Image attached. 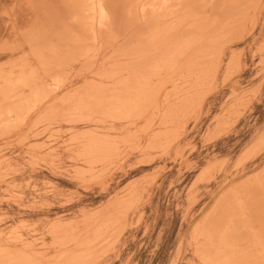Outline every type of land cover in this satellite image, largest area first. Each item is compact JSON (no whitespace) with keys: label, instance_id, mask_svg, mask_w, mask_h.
<instances>
[{"label":"rangeland","instance_id":"rangeland-1","mask_svg":"<svg viewBox=\"0 0 264 264\" xmlns=\"http://www.w3.org/2000/svg\"><path fill=\"white\" fill-rule=\"evenodd\" d=\"M60 4L0 65V264H264V0Z\"/></svg>","mask_w":264,"mask_h":264},{"label":"crops","instance_id":"crops-1","mask_svg":"<svg viewBox=\"0 0 264 264\" xmlns=\"http://www.w3.org/2000/svg\"><path fill=\"white\" fill-rule=\"evenodd\" d=\"M62 1L66 0H0V65H9L19 58V54H15L13 49L24 47L21 43L30 34L33 18L38 12H46L50 2H54V6L48 10L47 16H62ZM41 27L46 31L44 26ZM54 33H58L56 28Z\"/></svg>","mask_w":264,"mask_h":264},{"label":"bare ground","instance_id":"bare-ground-1","mask_svg":"<svg viewBox=\"0 0 264 264\" xmlns=\"http://www.w3.org/2000/svg\"><path fill=\"white\" fill-rule=\"evenodd\" d=\"M30 1H31V0H30ZM105 1L108 2L109 0H105ZM234 2H235V1H234ZM122 3H123V2H122ZM237 3H238V2H237ZM216 4H217V3H216ZM242 4H243V3H242ZM244 4H245V3H244ZM233 5H235V4H233ZM185 6H186V5H185ZM193 6H194V5H193ZM230 6H231V5H230ZM261 6H262V5H261ZM59 7H60V6H59ZM231 7H232V6H231ZM231 7H230V8H231ZM190 8H191V6H190ZM225 8H226V7H225ZM58 9H59V8H58ZM9 10H10V9H9ZM189 10H191V9H189ZM189 10H188V11H189ZM228 10H229V9H228ZM228 10H227V11H228ZM259 10H260V8H259ZM4 11H5V10H4ZM185 11H186V10H185ZM188 11H187V12H188ZM221 11H222V10H221ZM223 11H225V10H223ZM223 11H222V12H223ZM232 11H233V10H232ZM261 11H262V9H261ZM0 12H1V11H0ZM2 13H3V12H2ZM185 13H186V12H185ZM6 14H7V13H6ZM119 14H120V12H119ZM182 14H183V13H182ZM219 14H220V13H219ZM249 14H250V13H249ZM203 15H204V14H203ZM260 15H261V14H260ZM210 16H211V15H210ZM217 16H218V14H217ZM177 17H178V16H177ZM180 17H181V16H180ZM207 17H208V15H207ZM215 17H216V16H215ZM219 18H220V16H219ZM118 19H119V18H118ZM171 19H173V18H170V20H171ZM191 19H192V18H191ZM191 19L188 18V21H187V20H186V21L189 23V20L191 21ZM60 20H61V19H60ZM116 20H117V19H116ZM125 20H126V19H125ZM192 20H194V19H192ZM208 20H209V19H208ZM121 21H122V20H121ZM196 21H197V20H196ZM124 22H125V21H124ZM215 22H216V21H215ZM215 22H214L213 24H215ZM218 22H219V21H218ZM221 22H222V21H220V24H221ZM228 22H229V21H228ZM231 22H232V21H231ZM126 23H127V22H126ZM183 23H184V22H183ZM229 23H230V22H229ZM255 23H256V22H255ZM121 24H122V23H121ZM185 24L187 25V23H184V25H185ZM194 24H195V23H194ZM211 24H212V22H211ZM55 25H56V24H55ZM136 25H137V24H136ZM140 25H141V24H140ZM181 25H182V24H181ZM216 25H217V24H216ZM188 26H189V25H188ZM191 26H192V25H191ZM191 26H189V27H191ZM116 27L119 28L120 25H119V26H116ZM133 27H134V26H133ZM153 27H154V26H153ZM210 27H211V25H210ZM217 27H218V26H217ZM122 28H123V27H122ZM136 28H137V27H136ZM144 28H145V27H144ZM149 28H150V27H149ZM151 28H152V26H151ZM175 28H176V27H175ZM212 28H213V26H212ZM255 28H256V27H255ZM127 29H128V28H127ZM138 29H139V28H138ZM154 29H155V28H154ZM176 29H177V28H176ZM214 29H215V26H214ZM216 29L219 30L220 28H216ZM125 30H126V29H125ZM131 30H132V29H131ZM149 30H150V29H149ZM149 30H148V31H149ZM179 30H180V28H179ZM184 30H185V28H184ZM209 30H210V29H209ZM132 31H133V30H132ZM185 31H186V30H185ZM216 31H217V30H216ZM129 32H131V31H129ZM141 32H142V31H141ZM145 32H146V30H145ZM23 33H24V32H23ZM38 33H39V32H38ZM182 33H183V31H182ZM215 33H216V32H215ZM151 34H152V33H151ZM180 34H181V33H180ZM184 34L187 35V33H184ZM207 34H208V33H207ZM209 34H210V32H209ZM213 34H214V33H213ZM121 35H123V34H121ZM144 35H145V33H144ZM147 35H148V34H147ZM178 35H179V34H178ZM186 35H185V36H186ZM214 35H215V34H214ZM161 36H162V35H161ZM205 36H207V35H205ZM17 37H18V36H17ZM164 37H165V36H164ZM211 37H212V36H211ZM161 38H162V37H161ZM175 38H176V37H175ZM178 38H179V37H178ZM181 38H182V36H181ZM165 39H166V38H165ZM179 39H180V38H179ZM209 39H210V38H209ZM212 39H213V38H212ZM155 40H156V39H155ZM172 40H173V39H172ZM174 40H175V39H174ZM177 40H178V39H177ZM210 40H211V39H210ZM105 41H106V40H105ZM192 41H193V40H192ZM196 41H197V40H196ZM212 41H213V40H212ZM212 41H211V42H212ZM19 42H20V41H19ZM41 42H42V41H41ZM126 42H127V41H126ZM132 42H133V41H132ZM229 42H230V41H229ZM68 43H69V42H68ZM133 43H134V42H133ZM145 43H146V42H145ZM170 43H171V42H170ZM136 44H137V43H136ZM143 44H144V43H143ZM201 44H202V43H201ZM201 44H200V45H201ZM203 44H205V42H204ZM212 44L214 45L213 42H212ZM147 45H148V44H147ZM150 45H151V44H150ZM162 45H163V44H162ZM162 45H161V46H162ZM168 45H169V44H168ZM205 45H207V44H205ZM205 45H204V46H205ZM4 46H5V45H4ZM143 46H144V45H143ZM46 47H47V46H46ZM209 47H210V46H209ZM209 47H208V49H210ZM214 47H215V46H214ZM203 48H205V47H203ZM203 48H202V50H203ZM35 49H36V48H35ZM114 49H115V48H114ZM141 49H142V48H141ZM147 49H148V48H147ZM190 49H191V48H190ZM214 49H216V48H214ZM18 50H19V49H18ZM206 50H207V49H206ZM9 51H11V50H9ZM9 51H8V52H9ZM106 51H107V50H106ZM139 51H140V50H139ZM200 51H201V50H200ZM111 52H112V51H111ZM167 52H168V51H167ZM190 52H191V50H190ZM221 52H222V51H221ZM10 53H11V52H10ZM192 53H193V52H192ZM192 53H191V54H192ZM197 53H198V51H197ZM207 53H208V52H207ZM193 54H194V53H193ZM202 54H203V53H202ZM205 54H206V52H205ZM9 55H10V54H9ZM172 55H173V54H172ZM188 55H189V54H188ZM188 55H186V56H188ZM200 55H201V54H200ZM22 56H23V55H22ZM167 56H168V55H167ZM195 56H196V54H195ZM221 56H222V55H221ZM3 57H4V56H3ZM137 57H138V56H137ZM179 57H180V55H179ZM191 57H192V56H191ZM201 57L203 58V56H201ZM206 57H207V54H206ZM103 58H105V55L103 56ZM183 58H185V57H183ZM187 58H188V57H186L184 60H186ZM189 58H190V57H189ZM207 58H208V57H207ZM99 59H100V58H99ZM130 59H131V58H130ZM133 60H134V59H133ZM142 60H143V59H142ZM184 60H183V61H184ZM187 60H188V59H187ZM59 61H60V60H59ZM161 61H162V59H161ZM183 61H182V62H183ZM204 61H205V60H204ZM104 62H105V61H104ZM179 62H180V61H179ZM182 62H181V63H182ZM200 62H201V61H200ZM215 62H216V61H215ZM20 63H21V62H20ZM189 63H190V62H189ZM192 63H193V62H192ZM73 64H74V63H73ZM110 64H111V63H110ZM155 64H156V63H155ZM169 64H170V63H169ZM8 66H9V65H8ZM8 66H7V67H8ZM71 67H72V66H71ZM137 67H138V66H137ZM100 68H101V67H100ZM115 68H116V67H115ZM119 68H121V67H119ZM199 68H200V67H199ZM237 68H238V67H237ZM36 69H37V67H36ZM148 69H149V68H148ZM183 69H185V68H183ZM97 70H98V69H97ZM123 70H124V69H123ZM187 70H189V69L187 68ZM195 70H197V69H195ZM141 71H142V70H141ZM111 72H112V71H111ZM142 72H144V71H142ZM185 72H186V71H185ZM208 72H209V71H208ZM237 72H238V71H237ZM91 73H92V72H91ZM108 73H110V72H108ZM192 73H193V71H192ZM120 74H121V73H120ZM143 74H144V73H143ZM173 75H174V74H173ZM188 75H189V74H188ZM213 75H214V74H213ZM95 76H96V75H95ZM174 76H175V75H174ZM176 77H177V76H176ZM162 78H163V77H162ZM199 78H200V77H199ZM212 78H213V76H212ZM57 79H58V78H57ZM195 79H196V78H195ZM149 80H150V79H149ZM168 80H170V78H169ZM184 80H185V79H184ZM26 81H27V80H26ZM161 81H162V80H161ZM185 81H186V80H185ZM163 82H164V81H163ZM127 83H128V82H127ZM154 83H155V82H154ZM168 83H169V82H168ZM185 83H186V82H185ZM15 85H16V84H15ZM167 85H168V84H167ZM178 85H179V84H178ZM181 85H182V84H181ZM129 87H131V86H129ZM163 87H164V86H163ZM40 88H42V87H40ZM172 88H173V87H172ZM171 90H172V89H171ZM122 91H123V90H122ZM160 91H161V89H160ZM199 91H200V90H199ZM120 92H121V91H120ZM130 92H131V91H130ZM137 92L139 93V91H137ZM207 92H208V91H207ZM190 93H191V91H190ZM130 94H131V93H130ZM148 94H149V93H148ZM124 95H125V94H124ZM136 95H137V94H136ZM208 95H209V94H208ZM208 95H207V96H208ZM63 96H64V95H63ZM126 96H127V95H126ZM171 96H172V95H171ZM134 97H135V96H134ZM181 97H182V96H181ZM116 98H117V97H116ZM132 98H133V97H132ZM154 99H155V98H154ZM117 100H118V99H117ZM139 100H140V99H139ZM75 101H76V100H75ZM85 101H86V100H85ZM154 101H155V100H154ZM164 101H165V100H164ZM203 101H205V99H203ZM134 102H135V101H134ZM174 103H176V102H174ZM190 103H191V102H190ZM137 104H138V103H137ZM199 104H200V103H199ZM98 105H99V104H98ZM97 107H99V106H97ZM151 107H152V106H151ZM156 107H157V106H156ZM148 108H149V107H148ZM41 113H42V112H41ZM2 114H3V113H2ZM36 117H37V116H36ZM69 122H70V121H69ZM144 125H145V124H144ZM14 128H15V127H14ZM15 129H16V128H15ZM25 135H26V134H25ZM35 144H36V143H35ZM7 145H8V144H7ZM42 147H43V146H42ZM5 158H6V157H5ZM10 160H11V159H10ZM7 168H8V167H7ZM4 172H5V171H4ZM74 174H75V173H74ZM246 184H247V183H246ZM248 184H249V183H248ZM259 185H260V184H259ZM250 187H251V186H250ZM252 187H253V186H252ZM253 188H254V189H253L252 191L250 190V192H254V193L257 192V193H258V192L260 191L259 188H258V189L255 188V187H253ZM238 189H239V188H238ZM248 190H249V189H248ZM245 191H246V190H245ZM261 191H264V189H261ZM233 194H234V193H233ZM249 194H250V193H249ZM243 195H244V194H243ZM247 197H250V196H247V195H246V198H247ZM253 197H254V196H253ZM234 198H235V197H234ZM247 199H248V198H247ZM250 199H252V197H251ZM220 200H221V199H220ZM248 200H249V199H248ZM224 201H225V200H224ZM241 201H242V200H241ZM243 201H245V199H244ZM243 201H242V202H243ZM214 204H215V203H214ZM245 204H246V202H245ZM245 204H244V205H245ZM246 206H249V204H247ZM225 207H226V206H225ZM250 207H251V206H250ZM211 208H212V207H211ZM245 208H247V207H245ZM245 208H244V211H243V213H242L243 215H244V212L247 210V209L245 210ZM220 209H221V208H220ZM235 209H236V208H235ZM235 209H234V210H235ZM255 209H256V208H255ZM236 210H238V209H236ZM213 211H214V210H213ZM213 211H211V212H213ZM218 211H219V210H218ZM211 212H210V213H211ZM239 212H240V211H239ZM250 212L253 214V211H249V213H250ZM229 213H230V212H228V216H229ZM232 213H234V215H235V212H234V211H233ZM232 213H231V214H232ZM247 213H248V212H247ZM247 213H246L244 216H246ZM224 214H225V213H224ZM260 214H261V213H260ZM211 215H212V214H210V217L212 218ZM237 215H238V214H237ZM248 215H249V214H248ZM253 215H254V214H253ZM223 216H224V215H223ZM228 216H226V217H228ZM250 216H251V215H250ZM205 217H206V216H205ZM208 217H209V216H208ZM232 217H233V216H232ZM248 217H249V216H248ZM229 218H230V217H229ZM206 219H207V218H206ZM221 219H222V218H221ZM233 219H234V217H233ZM238 219H239V218H238ZM245 219H246V217H245ZM245 219H243V220H245ZM204 220H205V218H204ZM209 220H211V219H209ZM209 220H208V221H209ZM215 220H216V219H215ZM223 220H224V219H223ZM225 220H226V219H225ZM231 220H232V218H231ZM231 220H229V222H230ZM234 220H235V219H234ZM234 220H232V222H235ZM239 220H240V219H239ZM206 222H207V220H206ZM206 222H205V223H206ZM221 222H224V221H221ZM238 222H240V221H238ZM209 223H210V222H209ZM235 223H236V222H235ZM224 224H225V223H224ZM203 225L205 226L204 222H203V223H199V225H197V227L195 226V230H199V229L201 228V226H203ZM221 225L224 226V227H226V225H223V224H221ZM230 225H231V224H229V226H230ZM204 226H203V227H204ZM218 226H219V225H218ZM218 226H217V227H218ZM231 226H232V225H231ZM237 226H238V225H237ZM232 227H233V226H232ZM204 228H205V227H204ZM220 228H222V227L220 226ZM210 229H211V228H210ZM215 229H216V228H215ZM215 229H213V231H215ZM217 229H219V227H218ZM235 229H236V228H235ZM220 230H221V229H220ZM228 230H229V229H228ZM230 230H231V229H230ZM204 231H205V230H204ZM211 231H212V229L210 230V232H211ZM213 231H212V232H213ZM218 231H219V230H218ZM218 231H217V232H218ZM233 231H235V230H233ZM233 231H231V232L233 233ZM263 231H264V230H263ZM228 232H229V231H228ZM259 232H260V231H259ZM213 233H215V232H213ZM232 233H231V235H232ZM207 234H208V232H207ZM223 234H224V233H223ZM229 234H230V233H229ZM229 234H228V235H229ZM244 234H245V233H244ZM258 234H259V233H258ZM201 235H202V234H201ZM215 235H217V234H215ZM218 235H219V234H218ZM218 235H217V236H218ZM221 235H222V234H221ZM259 235H260V234H259ZM217 236H216V237H217ZM220 237H221V236H220ZM220 237H218L219 240H220ZM222 237H224V236H222ZM228 237H230V236H228ZM262 237H263V236H262ZM231 238H233V237H231ZM207 239H209V238H208V235H207ZM222 239H223V238H222ZM224 239H226V238H224ZM243 239H244V238H243ZM209 240H211V239H209ZM209 240H208V242H210ZM221 241H222V240H221ZM239 241H240V240H239ZM217 242H218V241H217ZM218 243H219V242H218ZM218 243H217V244H218ZM206 245H207V244H206ZM251 245H252V244H251ZM201 246H202V245H201ZM207 246H209V245H207ZM253 247H254V245H253ZM57 248H58V247H57ZM207 248H209V247H207ZM60 249H61V248H60ZM246 249H247V247H246ZM246 249H245V250H246ZM257 249H258V247H257ZM232 250H233V249H232ZM209 251H211L210 248H209ZM35 252H36V251H35ZM217 252H218V251H217ZM225 252H226V251H225ZM242 252H243V250H242ZM250 252H251V251H250ZM9 253H10V252H9ZM207 253H208V252H207ZM209 253H210V252H209ZM213 253H214V252H213ZM252 253L254 254L253 251H252ZM211 254H212V252L210 253V255H211ZM253 254H252V255H253ZM258 254H259V253H258V251H257V255H258ZM261 254H262V253H261ZM231 256H232V255H231ZM237 256H238V255H237ZM263 256H264V255H263ZM65 257H66V256H65ZM229 257H230V256H229ZM232 257H233V256H232ZM70 258H71V257H70ZM72 258H73V257H72ZM235 259H236V258H235ZM4 260H5V259H4ZM47 261H48V260H47ZM41 262H42V261H41ZM2 264H4V262H3ZM68 264H69V263H68ZM243 264H244V263H243Z\"/></svg>","mask_w":264,"mask_h":264}]
</instances>
